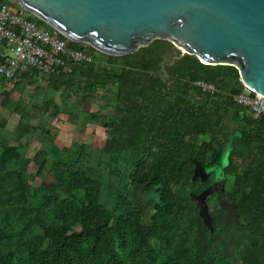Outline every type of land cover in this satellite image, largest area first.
Listing matches in <instances>:
<instances>
[{"label": "trees", "instance_id": "trees-1", "mask_svg": "<svg viewBox=\"0 0 264 264\" xmlns=\"http://www.w3.org/2000/svg\"><path fill=\"white\" fill-rule=\"evenodd\" d=\"M0 4L21 10L8 0ZM66 42L70 49L88 52L92 61L48 77L27 104L39 110L50 105L52 118H69L72 92L81 91L85 100H106L105 89L116 85L109 105L121 117L89 111L84 125L109 130L97 164L129 188L122 194L110 185L116 202L109 208L101 199L102 176L82 167L90 158L87 145L73 153L49 130L31 126L26 103L7 101L0 112V264H264V117L255 119L233 102L244 90L237 70L181 57L164 40L123 57ZM197 81L213 84L216 91L203 93L194 86ZM4 83L0 78V93ZM13 113L19 120L7 132ZM32 134L66 159L40 149L26 161L23 152ZM200 137L208 140L198 143ZM226 150L227 164L221 167ZM197 166L210 170L205 184L193 180ZM214 169L225 185L222 204L208 215L209 228L193 196L211 184ZM46 175L53 181H43ZM135 194L150 196L148 221L143 211L149 203L137 205ZM231 229L238 239L229 253Z\"/></svg>", "mask_w": 264, "mask_h": 264}, {"label": "water", "instance_id": "water-1", "mask_svg": "<svg viewBox=\"0 0 264 264\" xmlns=\"http://www.w3.org/2000/svg\"><path fill=\"white\" fill-rule=\"evenodd\" d=\"M8 1L68 41L107 56L170 42L181 57L235 68L241 84L264 98V0Z\"/></svg>", "mask_w": 264, "mask_h": 264}, {"label": "rangeland", "instance_id": "rangeland-1", "mask_svg": "<svg viewBox=\"0 0 264 264\" xmlns=\"http://www.w3.org/2000/svg\"><path fill=\"white\" fill-rule=\"evenodd\" d=\"M41 79L43 80H40V81L36 80L35 81L36 83H34L35 85L34 84L30 86L29 85H24V86L18 85L17 89L16 87H14L13 83H7L6 92L4 93V96L0 98V112L3 111L4 105L7 101L10 102L12 100V101H15L16 103L17 102L26 103L27 105L26 109L30 114L31 126L35 127L36 129L45 128L46 130H49L50 136H52L62 146L71 150L73 153L79 152L80 145H87L88 147L87 153L90 155V158L87 159V163H84V164L82 163V167L95 169V171L97 172L95 175H97L98 178L102 176V178H99L101 180V184L103 185L102 193H101L102 202L107 203V206L109 208H113V206H115L116 200L110 196V194L114 192L113 189H111V186L112 188L116 190L118 189L120 192H122V194H125L124 192L127 191L129 186L123 188V186H121L122 184H119L118 180L114 176L109 174L108 167H106L104 164L103 165L97 164V159L98 157H100L98 151H100L104 142L108 140L109 130L103 129L96 124L84 125L85 123L84 114H86V112H89V111L90 112L99 111L102 116L108 117L109 119L120 118L121 117L120 113H118L112 106L109 105V104H113V98L117 94L116 85L111 84L105 89L103 94L107 96L106 100L95 99V97L88 98L85 100L81 97L82 96L81 91H77L76 95L72 92L71 98L68 101V105L74 106V108L72 107L73 116L68 118V116L66 115H58L55 118H52L51 116L52 107L50 105L48 106V109L46 110H39L38 107L36 108L32 105L29 106V104H27L28 103L27 101L33 100L34 95H38L39 92L42 90V88H45L48 78H41ZM80 83H81L80 84L81 86L82 82ZM166 83L171 84L168 81H166ZM14 88L16 89V91ZM19 91L23 92L22 97L18 96ZM61 92H63L62 89L60 90V93ZM60 93L54 94V98L57 102H59ZM20 99H23L24 102ZM6 108L8 110L7 106ZM8 117L9 118H8L5 129L7 132H12L18 123L19 116L16 113H13V114H10ZM29 136H30L29 143L23 152V156L26 159V161L31 162L36 152L40 149L41 150L42 149L51 150V153L49 154L52 158H56L57 156V157H60L61 160H63L64 158L66 159V156L58 152L56 146L52 147L51 145H47L46 142L42 140L40 135L32 134ZM204 140H208V137H200L199 139H197V142L201 143V141H204ZM238 149L241 151L245 150L244 147H238ZM228 153L229 151L226 150L223 154L222 161H221L223 167L226 166L227 164ZM121 166H123V164ZM123 167H120L121 172H123ZM33 168L34 166L31 164L30 169H33ZM217 173H221L220 170L219 172H217V170L214 169V174H217ZM43 181L52 182L53 179L51 176L46 175L43 178ZM223 182H224L223 185H225L224 180ZM39 183L40 181L37 180L36 184L38 185ZM125 183L126 182H123V184ZM228 185H229V182L227 183L225 187L226 189ZM211 195H213V192L208 193L206 197L207 200L209 199ZM149 197L150 196H148L147 194H143V195L141 194L140 196L136 194L133 195V199L135 203L141 206L143 205L146 206L149 203L148 202ZM208 203H209L208 212L204 218L207 222L209 220L208 215L209 213H211V209L216 208V206L214 207L213 201H210ZM150 208H152V205L149 203L145 207V210L143 211V216H144L145 221H148ZM229 232L230 233H228L227 236H229L228 239L230 241V245L228 248V252L230 253L235 248V245L233 243L235 240L238 239V234L234 232L232 229L229 230Z\"/></svg>", "mask_w": 264, "mask_h": 264}, {"label": "built area", "instance_id": "built-area-1", "mask_svg": "<svg viewBox=\"0 0 264 264\" xmlns=\"http://www.w3.org/2000/svg\"><path fill=\"white\" fill-rule=\"evenodd\" d=\"M66 40L57 31L41 27L25 10L0 4V78L15 82L33 72L39 78H48L64 70L71 72L75 64L92 61L87 52L70 49ZM194 86L205 94L216 91L213 84L201 81ZM233 102L255 118L264 117V98L245 87Z\"/></svg>", "mask_w": 264, "mask_h": 264}, {"label": "flooded vegetation", "instance_id": "flooded-vegetation-1", "mask_svg": "<svg viewBox=\"0 0 264 264\" xmlns=\"http://www.w3.org/2000/svg\"><path fill=\"white\" fill-rule=\"evenodd\" d=\"M199 173H198V179H200V184H205L207 182V180L209 179V174H210V170L209 169H205V168H199ZM217 172H219V170H217ZM222 175H220V173L214 174L213 178H212V182L211 184H209L208 187L203 188L200 193L195 194L193 196V199L196 202V205L198 206V208L201 210V215L205 218V215H207L208 212V206L210 201H213L214 203V207L215 206H220L222 204V199H223V187H224V178L222 179ZM206 179V180H205ZM222 179V180H221ZM215 191V192H214ZM213 192V195H211L209 197V199L207 200V195L208 193ZM212 197V198H211ZM206 212V213H205ZM229 214V212H228ZM208 222L211 223V219L208 216ZM204 222H207L205 219H203ZM212 228V225H211Z\"/></svg>", "mask_w": 264, "mask_h": 264}, {"label": "crops", "instance_id": "crops-1", "mask_svg": "<svg viewBox=\"0 0 264 264\" xmlns=\"http://www.w3.org/2000/svg\"><path fill=\"white\" fill-rule=\"evenodd\" d=\"M26 78H24V79H19L18 81H15V82H7V81H5V83H4V87H3V90L1 91V93H0V98H2V96H4V93L6 92V89H7V87H6V84L7 83H13L14 84V87H15V83L16 82H18L19 83V85L20 86H24V85H32V84H34V83H36L35 81L36 80H43V79H41V78H39L38 77V75L35 73V72H33V73H31V75L29 74L28 76H25ZM30 79H31V81H30ZM35 85V84H34ZM29 86H27V87H29ZM22 88V87H21ZM15 89V88H14ZM16 89H17V87H16ZM16 89H15V91H16ZM23 95V92L22 91H19V94H18V96H22ZM31 101H33V100H29V101H27L29 104H30V102ZM241 107V106H240ZM243 108V107H242ZM243 109H245V110H247L246 108H243ZM37 111H39V110H37ZM250 114H252L249 110H247ZM59 115H66V114H59ZM253 115V114H252ZM67 116V115H66ZM254 116V115H253ZM254 118H255V116H254ZM255 119H257V118H255ZM221 167H223V166H221Z\"/></svg>", "mask_w": 264, "mask_h": 264}]
</instances>
